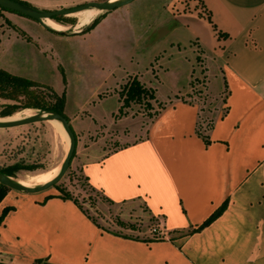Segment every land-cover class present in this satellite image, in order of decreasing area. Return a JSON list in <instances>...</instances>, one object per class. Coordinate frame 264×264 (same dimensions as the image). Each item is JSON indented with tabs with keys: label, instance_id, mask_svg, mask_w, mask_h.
<instances>
[{
	"label": "crops",
	"instance_id": "0c3cea01",
	"mask_svg": "<svg viewBox=\"0 0 264 264\" xmlns=\"http://www.w3.org/2000/svg\"><path fill=\"white\" fill-rule=\"evenodd\" d=\"M165 1V16L136 36L164 45L153 55L158 63L187 60L195 43L205 96L216 103L210 122L204 104L184 89V98L163 101L141 139L112 151L89 148L81 166L91 188L110 204L143 210L151 230L112 233L58 193L11 190L0 202V216L12 208L0 222V263L264 264V0ZM173 4L180 13L171 14ZM131 27L136 31L128 18L113 23V40ZM133 77L140 82L138 72L126 82Z\"/></svg>",
	"mask_w": 264,
	"mask_h": 264
},
{
	"label": "rangeland",
	"instance_id": "374dc122",
	"mask_svg": "<svg viewBox=\"0 0 264 264\" xmlns=\"http://www.w3.org/2000/svg\"><path fill=\"white\" fill-rule=\"evenodd\" d=\"M18 1L29 3L34 10L52 12L87 2L102 3L108 0ZM161 2L135 0L111 12L99 11L96 18L103 19L85 34L80 33L86 26L79 29V20L72 15L58 16L52 20L66 28L65 31L56 32L28 17L0 9V70L29 79L37 85L27 91L0 93V121L16 114L21 119L38 116L44 111L24 106L35 102L47 106L55 101L53 94L60 96L64 92L66 101L63 113L75 136V151L57 187L43 194H59V190H63L101 228L130 237L143 236L142 233L151 230L152 224L141 217L143 210L110 204L89 187L81 173L89 148L97 146L103 147L104 151H112L141 139V130L162 109L163 101L173 97L184 98L182 92L186 89L191 90L207 109L208 112L205 111L203 115L205 123L210 122L216 105L207 101L205 96V69L195 43L190 45L192 51L184 52L191 63L178 56L158 63L152 61L153 55L164 45L144 44L146 41L142 44L136 36L148 27H154L161 14L165 16ZM127 18L137 25L136 31L131 27L125 30L123 38L113 40V23ZM155 37V34L150 35L149 43H153ZM159 64L163 68H159ZM191 66L193 71L186 84ZM137 72L140 82L146 89L154 91L155 98L143 100L140 104L132 103L129 108L119 112L117 98L122 84L128 75ZM177 93L181 95L176 96ZM146 102L150 104L149 108ZM5 112L12 113L5 116ZM112 112L114 116L110 118ZM66 153L65 142L48 121L0 129V171L20 167L9 177L12 182H29L34 174L53 167L60 168ZM30 166L33 169H26Z\"/></svg>",
	"mask_w": 264,
	"mask_h": 264
},
{
	"label": "trees",
	"instance_id": "16d2710c",
	"mask_svg": "<svg viewBox=\"0 0 264 264\" xmlns=\"http://www.w3.org/2000/svg\"><path fill=\"white\" fill-rule=\"evenodd\" d=\"M16 2H19L31 9H33L29 3L25 1H18V0H13ZM2 9V8H0ZM5 10V9H2ZM7 11V10H6ZM19 15V14H18ZM22 16V15H21ZM57 17H54L53 20H56ZM103 19V17L95 18L80 34H85L93 30ZM37 85L26 78L19 77L12 75L4 70H0V93H12V92H17V91H27L33 87H36ZM54 96V102L44 106L40 104L39 102H35L33 104H27L24 107H31L34 109H38L47 113H56L59 116H61L63 119H65L67 122V118L65 117L63 111H64V106H65V93L63 92L60 96H57L56 94H53ZM119 96V101L121 102V105L118 109L119 112L123 111L124 108H129L130 105L133 104H140L143 100H153L154 97V91L151 92L150 90L146 89L138 80L136 77L130 78L123 86L120 92L118 93ZM146 107H150V104L146 102ZM12 112H5L3 115L7 116L10 115ZM71 128V127H70ZM72 130V129H71ZM73 132V131H72ZM74 134V133H73ZM73 157V155H72ZM18 166L10 167V168H5L0 171L1 174L10 177L11 174L13 173L14 170H17ZM26 169H33L31 166L26 167ZM85 178V177H84ZM87 181V179L85 178ZM89 185V184H88ZM54 187H57L56 185ZM53 187V188H54ZM90 187V186H89ZM93 189V188H92ZM11 191L7 187L3 186L0 184V202L2 199L6 196V194ZM59 198L62 200H70L72 201L78 208L79 210L87 217L89 218L97 227L101 228L94 220L91 218L84 209L77 203L75 199H73L69 193L59 190ZM226 207V203H224L219 210H217L209 219H207L200 228L208 225L211 221H213L217 216H219L223 210ZM12 208H4L2 211V214L0 216V222L2 221L3 217L10 211ZM104 230L103 228H101ZM106 231V230H105ZM2 264V263H0Z\"/></svg>",
	"mask_w": 264,
	"mask_h": 264
},
{
	"label": "water",
	"instance_id": "95a60500",
	"mask_svg": "<svg viewBox=\"0 0 264 264\" xmlns=\"http://www.w3.org/2000/svg\"><path fill=\"white\" fill-rule=\"evenodd\" d=\"M133 1L135 0H122V1L113 2V3H111L110 0L106 2H102V3L87 2L83 5H79L73 8L49 12V11H38V10L31 9L13 0H0V8L5 9L9 12H13V13L28 17L36 21L37 23H39L44 28L49 29V27H47L44 24L43 20L45 19L53 20L54 17H58V16L66 17L70 14L78 13L80 11L87 10L89 8H94V7L98 8L101 11L111 12V11H114L116 9H119V8H122L128 5L132 3ZM76 33H79V32H75V34ZM52 119H55L61 122L62 127L64 131L66 132L69 138V143H70L68 153L61 165L60 171L58 172L57 176L51 181L47 182L46 184L33 187V188H28V187L20 185L19 183L12 182L9 179V177L0 173V184L1 185L7 187L8 189L12 191L22 192L23 194H38V193H41V192H44V191H47L53 188L57 183L60 182V180L63 178V176L65 175V173L67 172L69 168L72 155L75 151V146H76L75 136L68 122L65 119H63L61 116H59L56 113H49V116L38 115V116L28 117V118H24V119H20L16 121L0 122V129L14 128L20 125H27V124H32V123L47 121V120H52Z\"/></svg>",
	"mask_w": 264,
	"mask_h": 264
},
{
	"label": "bare ground",
	"instance_id": "6f19581e",
	"mask_svg": "<svg viewBox=\"0 0 264 264\" xmlns=\"http://www.w3.org/2000/svg\"><path fill=\"white\" fill-rule=\"evenodd\" d=\"M118 1H122V0H110L111 3L118 2ZM99 11L101 12V10L94 7V8H89L87 10H83V11H80L78 13H74V14H70V15H72L75 18H78V20H79L78 28L81 29L82 27L89 25L93 21V19L96 18V16L99 14ZM70 15H68V16H70ZM43 22L47 27H49L50 29H52L56 32H62V31L66 30L65 27H62V26L56 24L55 22H53L50 19H45V20H43ZM74 29H77V27H75ZM27 116H29V115H27ZM40 116H49V114H47L46 112H41ZM19 119H21V116L16 114L12 117L3 119L0 122L16 121ZM47 121L50 124V126L52 127V129L54 130V132L65 142L66 152L68 153L69 145H70L69 138H68L66 132L64 131L61 122L58 120H55V119L47 120ZM67 153H66V155H67ZM60 168L59 167H53L49 170H46V171L32 175L30 177L29 182L24 180V181H18L17 183H19L22 186L28 187V188L41 186V185L46 184L47 182L51 181L52 179H54L57 176L58 172L60 171Z\"/></svg>",
	"mask_w": 264,
	"mask_h": 264
},
{
	"label": "built area",
	"instance_id": "2783aa9c",
	"mask_svg": "<svg viewBox=\"0 0 264 264\" xmlns=\"http://www.w3.org/2000/svg\"><path fill=\"white\" fill-rule=\"evenodd\" d=\"M193 1V0H192ZM188 4H185V8H186V10H187V7L189 8V10H187L189 13L190 12H193V11H199L198 9H199V7L198 6H196V5H194L193 7H189V6H187ZM171 10H172V14H177V13H180V12H178V9H176L175 8V4H173L172 6H171ZM202 11V10H201ZM152 233L153 234H157V232H156V230H152Z\"/></svg>",
	"mask_w": 264,
	"mask_h": 264
}]
</instances>
